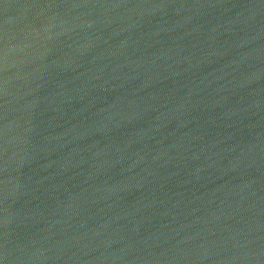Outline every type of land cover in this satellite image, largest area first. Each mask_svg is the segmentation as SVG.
Listing matches in <instances>:
<instances>
[{
    "label": "water",
    "instance_id": "1",
    "mask_svg": "<svg viewBox=\"0 0 264 264\" xmlns=\"http://www.w3.org/2000/svg\"><path fill=\"white\" fill-rule=\"evenodd\" d=\"M0 264H264V0H0Z\"/></svg>",
    "mask_w": 264,
    "mask_h": 264
}]
</instances>
